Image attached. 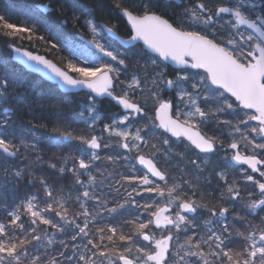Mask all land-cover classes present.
I'll use <instances>...</instances> for the list:
<instances>
[{
	"label": "flooded vegetation",
	"instance_id": "obj_1",
	"mask_svg": "<svg viewBox=\"0 0 264 264\" xmlns=\"http://www.w3.org/2000/svg\"><path fill=\"white\" fill-rule=\"evenodd\" d=\"M127 1L130 5L136 2L135 0ZM148 1L158 3L157 6L151 7L154 10L158 8V12L154 11V13L166 20L174 29L188 35L206 38L223 48L243 68H252L249 74V79L252 83L260 80L261 85H264V0ZM220 8L231 9L237 12L239 17L230 13L218 12ZM118 10H116L115 14L117 17L114 15L111 20L115 26L114 30L122 37H129L130 32L126 22ZM127 10L132 12L130 9ZM241 17L244 22H251V24L238 23L237 21ZM99 32L103 34L102 29ZM100 37L107 44L113 43L114 56L111 59V63L116 65L114 63L119 62L123 71L126 72V76H124L127 80L134 78L135 75L131 74L133 71L132 63L136 55L141 53L148 67L158 64L162 68V72L159 71L161 72L162 81L167 83L166 81L169 80L173 82L174 86L176 83L182 82L183 86H185V91L191 98L197 93L191 87L193 84L201 86L204 81L207 80L208 82L206 74L200 70L171 69L161 64L157 59L147 55L140 46L122 48L115 42L110 41L104 34ZM66 47L54 49L52 46L45 47L43 45L40 49L41 51L36 53L52 61L57 60L58 63L56 62V64L71 74L67 70L66 65H70L69 60H71L72 56H70L71 53L69 52L70 47ZM8 57L10 58L11 54ZM72 61L74 64L78 63V66L85 65L84 61ZM253 65L257 69L253 68ZM15 70L19 75L25 72L23 69L15 68ZM3 74L6 76L5 71ZM31 75V80L22 81V83H31L35 87L40 85L54 86L34 74ZM114 75L116 74L114 73ZM198 78L203 80L198 82ZM3 85L5 86V82H3ZM186 85H190L191 89H188ZM119 86L120 88L122 87V85ZM173 91L174 89L169 92L166 89H162L159 98L169 102L172 105V114L176 116L175 118L182 124L198 130L213 145V150L211 152L202 151L198 146L193 147L184 138L173 139L160 130L166 137L163 144L166 149L163 153L166 157L168 156L170 161L174 159L176 163V174L173 177L175 183L172 186V183H165L164 180L162 185L157 184L159 182L138 170V175L142 179L145 177L143 181L138 183V186L149 187L153 183L152 192L144 196L140 194L139 200H143L147 209L152 207L154 211L160 207L167 206L169 208L168 217L174 224L170 227L156 228L153 221L151 223H147V221L138 222V225L144 226L142 234L149 236V240H143L140 236L141 243L147 248L148 252L140 253L139 250L141 248H137L136 251L138 252L134 255L133 249L130 248L129 253L130 258L134 262L133 264H155L148 262V257L155 254L157 242L167 236L170 237V247L164 263L172 259L176 261V264H264V102H256L252 109L247 110L241 108L231 98V100L225 101L223 109H215L213 102L210 101L208 108L201 107L204 111L200 110L197 117L185 119L182 113L179 112L178 104L174 99L175 95L172 94ZM79 96L77 94H61L57 97L64 100L86 98L84 95ZM123 96L126 97L127 95ZM137 96V93L132 95L135 98ZM52 98L53 96H50V99ZM90 106H95L96 108L85 109L79 111L78 114L85 116L84 122L89 127L90 125L94 126V123L99 124L93 133L92 131L90 133L92 134L91 138L97 136L100 144L99 156L94 158L96 165L102 166V156L107 152H104L106 147L107 150L111 149L108 163L121 162L122 157L112 151L117 150L118 146H120L122 147L120 151H123V153L130 152L129 144L131 142L127 143L124 141L122 136L115 138L114 135L105 134L103 132L105 123L102 117L112 118L115 115L120 116L122 112L119 110L117 112L102 110L99 103L94 102ZM69 112L66 111L65 114L69 115ZM150 113L155 117L154 110L152 112L148 111L146 116L150 117ZM87 114L92 116L86 117ZM122 114L133 118L129 120L128 124H131L132 128L136 129V132L140 130L144 133L143 127L146 117L138 120L139 114ZM93 118L99 119L94 121ZM257 119L259 121H256ZM118 138L121 141H118ZM138 144L142 145V147L149 146V148H151V145L153 147L159 146V144L155 145L154 140L149 136L139 138ZM71 145L72 143H69L66 147V149L70 150L67 152L70 158L65 173L69 196L75 192L72 180L76 178L75 172L77 170L83 168L95 170L97 173L96 182L100 171L97 170L94 164L90 163L85 150L77 145ZM168 146H171L170 151L167 149ZM136 154L141 153L137 152ZM128 157L131 158V156ZM242 157L246 159L247 164L245 162L244 164L236 163ZM126 160L130 163L133 158ZM155 162L160 168V162L158 160H155ZM80 164L83 167H79ZM108 167H110L109 164ZM184 169L188 170V177L184 174ZM160 170L166 177L165 169L163 171L160 168ZM136 175L137 171L133 170V176ZM76 181L80 185L77 189L81 190L83 188L81 180L76 178ZM49 185H52V183L50 182ZM168 187H172L174 190L176 204L173 206L169 205L167 201L168 193H170V197L173 193L168 191ZM57 192L59 193L58 190ZM87 192H89V196L87 195L89 199L90 195H95L96 188L93 187ZM84 197H86L85 194ZM186 197L188 199H185ZM93 201L94 203L91 206L95 208L97 199L94 198ZM183 203L189 204L188 207H183L185 210H182ZM79 204L81 205V201H79ZM187 209L190 212L186 211ZM175 225L178 227L175 228ZM174 243H176L177 248H175ZM136 244L140 245V241L138 242L137 239L133 245ZM148 246L151 248H148ZM180 247L186 249L179 250Z\"/></svg>",
	"mask_w": 264,
	"mask_h": 264
},
{
	"label": "trees",
	"instance_id": "obj_2",
	"mask_svg": "<svg viewBox=\"0 0 264 264\" xmlns=\"http://www.w3.org/2000/svg\"><path fill=\"white\" fill-rule=\"evenodd\" d=\"M47 1L0 0V137L3 144L16 153L14 159L0 153V264H119L117 258L108 260L104 250L111 244L123 242L117 238L122 235V229L107 225L140 222L154 209H143L146 205H141L136 194L141 187L135 178L128 180V168L124 172H112L114 163H108L111 172L105 164L106 171L98 173L94 185L95 208L82 206L85 197L77 189L80 187L77 183L73 182L75 192L68 195L65 173L70 150L61 139L66 132H61L57 126L62 125L63 117L66 126H75L77 124H73L70 118H76L79 128L75 132L91 136L92 130L84 122L85 116L78 114L88 107V100L81 97L83 94L79 97L84 99L64 100L57 97L61 94L54 86L35 87L31 83H22L31 80L32 75L15 72L6 45L38 52L43 45L57 49L65 47V43L67 46L79 43L75 35L80 34L95 39L114 55L112 44L100 37L94 38L89 26L100 31L98 24L102 23L115 29L111 20L116 10L127 8L142 15L158 3L135 0V4L130 5L127 0H50L53 12L42 16L34 10V5ZM156 9L153 10L158 12ZM84 60L95 65L108 63L98 55ZM145 62L141 53L133 60L132 74L141 87V96L137 92L138 96L133 98L155 103L165 84L161 80L162 68L161 72L147 76L149 67ZM119 79L116 78V86ZM120 91L119 86L115 87V94L121 95ZM98 103L102 110L118 111L108 100ZM4 109L11 110V113H2ZM66 111H70L69 116ZM102 118L105 122L106 118ZM74 145L77 144L71 146ZM81 149L87 152L84 147ZM112 152L118 153L117 150ZM130 165L138 170L134 160ZM126 193L130 196L124 206L121 199L122 195L127 196ZM34 224L36 228L31 226ZM116 230L119 236L111 239V232ZM92 243L98 251L90 250ZM125 255L130 256V253Z\"/></svg>",
	"mask_w": 264,
	"mask_h": 264
},
{
	"label": "water",
	"instance_id": "obj_3",
	"mask_svg": "<svg viewBox=\"0 0 264 264\" xmlns=\"http://www.w3.org/2000/svg\"><path fill=\"white\" fill-rule=\"evenodd\" d=\"M36 9L42 14L52 12V8L48 4L37 5ZM220 11L223 12V10ZM224 12H226V10H224ZM121 14L132 31V35L128 39L121 38L112 29L103 26L105 33L117 41L120 46L129 47L136 43L142 44L145 50L157 55L162 61L175 68L190 66L189 64H184L183 61V57L189 55L196 63L192 68H202L206 70L215 86L232 93L233 96L241 102L243 100L258 101L254 96V88L248 86L246 89L245 87L243 81L245 76L244 70H242L223 50L209 42L207 43V41L203 39L185 36L171 28L165 21L155 16L138 18L127 11H121ZM149 19L151 20V25H148ZM81 40L87 44L89 48L100 53L103 57L108 59L111 58L109 54L103 52L94 42L85 38H81ZM9 49L12 52V60L15 63L23 67L26 71L35 73L44 80L56 85L63 93L87 91L91 92L98 99H109L119 107L122 112L137 113L139 110L137 106L131 105L125 99L117 98L110 93L109 90L112 88L113 80L108 71H104L88 81L74 80L58 66L50 61H46L43 57H38L27 50L18 49L13 46H9ZM262 89L264 90V87H262ZM156 120L158 125L171 136H184L193 146H196L197 138L200 137L199 134L194 131L185 130V128L180 126L175 120L171 119L170 109L163 103L156 109ZM64 140H69V138L65 137ZM87 147L97 150L99 145L93 138ZM0 150L7 157L13 158L15 156L14 153L3 146H0ZM137 164L150 176L157 179L163 178L151 160L138 157ZM185 206L186 205L183 207ZM166 211L167 208L163 207L154 216L153 222L157 228L171 224L165 216ZM142 238L148 239L145 235H143ZM167 247V240L160 242L157 246V252L149 256L148 261L155 264H162V261L166 257ZM119 262L120 264H133L129 258L124 256L119 258Z\"/></svg>",
	"mask_w": 264,
	"mask_h": 264
},
{
	"label": "rangeland",
	"instance_id": "obj_4",
	"mask_svg": "<svg viewBox=\"0 0 264 264\" xmlns=\"http://www.w3.org/2000/svg\"><path fill=\"white\" fill-rule=\"evenodd\" d=\"M89 28L93 32V33H91L92 36L94 38H96V39H99V37L101 36L99 31L98 30L94 31L92 26H89ZM64 46H65V48H67L66 47L67 46L66 43L64 44ZM71 50L83 52L84 58L89 57L88 55L90 54L79 43H76V44L75 43H70V51ZM66 51H68V50H66ZM70 56H74V55L70 54ZM74 57H76V56H74ZM72 60H77V59L72 57L71 60H69L70 65L67 64L66 66L68 68L67 70H69V72L72 75H74L76 78L89 79L92 76L98 74L102 70L112 69V68H108V67H110L109 65H100V66L96 65L95 67H90V68L86 64L78 66V63L74 64ZM111 72H112L113 78H115V77L118 78L116 75H114L113 71H111ZM116 78H115V80H116ZM124 80L126 81V83L124 85H122V87H121L122 88L121 94L132 96L133 93H137L138 92L140 94V96H141L140 83L138 82V80H137V78L135 76H134L133 79L131 78L130 80H127V79H124ZM202 80L203 79L198 78V82H201ZM127 81H129V82H127ZM116 82H118V81H116ZM184 87L185 86H183L182 82H179V84L176 83L175 86H174V91L172 92V94L175 95L174 99H175V101L178 104L179 112L182 113V115H183V117L185 119L197 117L199 112H200V110H202L201 107L204 106V105H207L206 107L208 108V103L210 101L213 102V107H217L219 99H221V100L222 99H226L225 97H223V95L221 93L214 91L212 89V87L210 86V84L207 82V80L204 81L201 86H198L196 84H193L191 86L197 92L193 96V98H191L190 95L185 91ZM186 87L188 89H191L190 85H186ZM163 89H166V84H164ZM142 97H144V96H142ZM157 104L158 103H156V102L155 103H149L150 112H152L156 108ZM218 107L223 109L224 108V104L218 105ZM202 111H204V110H202ZM67 116H69V115H67ZM91 116L92 115H90V114L86 115V117H91ZM173 116L176 117L174 114H173ZM144 117H146V119H144L145 120L144 127H143L144 133H142L140 130H139V132H136L135 131L136 129H133L131 124H128L129 120H131L133 118L124 116L122 113H121L120 116L115 115L112 118H106L105 119L104 128L106 129V134L114 135L115 138L119 137V136L120 137L122 136V139L124 141H126L127 143L131 142V144H129L130 152H127V153H121L120 150H122V147L118 146L117 151H118V154L122 157V161L121 162L118 161V162L114 163V166L112 167V172H114V173H116L117 171L118 172H120V171L124 172L128 168V171L130 173V177H128V180H130V178H135L137 183H140L141 181H143L145 179V177L142 179V177L140 175H138V170H136L137 171V175L133 176V170H135V168H134V166L131 167L130 164L133 162V160H134V163H135V158L138 156L136 154L137 152L144 151V152L148 153L149 157H151V158H153L155 160H158L160 162V168L163 171L165 169L164 173L166 174V177L163 180H165V183L166 182L168 184L172 183V186H173V184L175 183L173 177H175V174H176V163L171 164L170 159H168V156L166 157V155L163 153V151L166 149L165 145H163L164 144V138H166V137L157 128V125H156V122H155V117L151 113H150V117H148L146 115ZM144 117H140L139 116L138 120H140V118H144ZM93 119H94V121H98L99 118H93ZM70 120L73 122V124H77V125H75V126H68L67 125L66 126L65 125L66 118L63 117L62 118V125H58L57 124L58 125L57 129H59L61 132L65 131L66 132L65 133L66 136H70L71 138L74 137L75 138V142L79 141V142H76V144H77V146L79 148H82V147L85 148V146L90 141L91 136L87 137L84 134L82 136L81 133L75 132V131H77V128H79V126H78L79 123L76 122V118H70ZM98 125L99 124L94 123V126L90 125L91 128L89 126H88V128L92 129V133H93L94 129H96V127ZM70 129H72V130H70ZM160 135H161V137H160ZM145 136L151 137L154 140L155 145L159 144V146L153 147L151 145V148H149V146L142 147V145L138 144V139L139 138L141 139L142 137H145ZM118 141H121V140L118 138ZM162 147H164V148L162 149ZM167 149H169V151H170L171 150V146H168ZM110 150L111 149L107 150V147L104 150V152L105 151H107V152L102 156V161H103L102 162V166L101 165L97 166L96 165L97 163H95V161H94V158L96 156H99V153H100L99 151L97 152L96 150H94V151L87 150V152H86L88 157H89L90 163L94 164V166L97 168V170L101 171V174H102V171L105 170V168H104L105 164L107 165L108 161L110 159V156H111ZM161 150H162V152H161ZM127 155L131 156V158H133V160L130 163L127 162V160H126V159L131 160V158H129ZM166 161H167V163H166ZM122 165H123V167H122ZM157 166L159 168L158 164H157ZM79 167H83V165L80 164ZM107 169H109L108 165H107ZM109 171L111 172V169H109ZM106 174H108V173H106ZM184 174L188 177L189 176L188 170L184 169ZM117 177H119V176H117ZM111 178H113V176ZM106 180H108V179L106 178ZM72 182L77 183L76 178H73ZM152 184L153 183H151V185L149 187L148 186H146V187L143 186V187L139 188L138 192H136V194H138V195L143 194V196H144L145 194H147L149 192L151 193L152 190H153ZM157 184L162 185V182L161 183H157ZM79 191L82 194L86 195V197L84 198L83 205L85 207H90L92 205V203H94V201H93L94 195L93 196L90 195V198L88 199L87 195H88L89 192H87L84 188H81V190H79ZM168 191H172L173 192L174 190H173L172 187H170V188L168 187ZM129 196L130 195H128V194H127V196L122 195L121 205H124V206L127 205L126 202H127V199H128ZM185 199H188V197H186ZM175 200H176V198L174 196V192L172 193L171 197H170V193H168V198H167L168 204L173 206L174 204H176ZM140 203H141V205H145V203H143V200L140 201ZM82 209H83V211H87L84 208H82ZM143 209L147 210L146 206H144ZM126 211H130V209L126 208ZM156 211H154V212H156ZM144 212L146 213L147 211H144ZM154 212L152 214H150V216L147 215L144 220L141 219L140 221H144V222L147 221V223H151L152 216H153ZM147 214H148V212H147ZM31 226L33 228L34 227L36 228V224L31 225ZM107 226H112V227L120 226L119 228L122 229V232H121L122 235L120 237H117L119 235H117V230H116V231H112L111 232L110 237H111V239H115L117 237L118 240L120 242L123 241L122 243L124 244V246L122 247V245H121L122 243L118 244L116 242L115 245L111 244V246L108 249L104 250L105 254L107 255V259L108 260H111L113 258H117L118 259L120 256H126L125 254L129 253L130 248L133 249L132 251L134 252V255L138 252V251H136L137 248H141L139 250L140 253H147L148 252L147 248L141 243V240H140V236H141V234L143 232L144 226L138 225V221H134V222L131 221V222L123 223V224L122 223H118V224L110 223V225H107ZM174 227L177 228L178 226L175 225ZM136 239L138 240V242L140 241V245H137V244L133 245L134 241ZM94 245H95V243H92V246L90 247V250H93V251L96 252L98 250L94 249ZM174 246H175V248H177L176 243H174ZM148 248H151V247L148 246ZM185 249L186 248H184V247H180L179 250H185ZM179 250H177V251H179ZM170 260L171 261H167V263H164V264H176V261H173L172 259H170Z\"/></svg>",
	"mask_w": 264,
	"mask_h": 264
},
{
	"label": "bare ground",
	"instance_id": "obj_5",
	"mask_svg": "<svg viewBox=\"0 0 264 264\" xmlns=\"http://www.w3.org/2000/svg\"><path fill=\"white\" fill-rule=\"evenodd\" d=\"M118 11H119V14L122 15L121 11H128V10L127 9H119ZM153 13H154V10L149 9L146 14L139 16L138 18L150 17V16H152ZM151 24H152L151 20L149 19L148 25H151ZM126 26L130 32V35H131L132 31H131L129 25L127 24V22H126ZM115 62H116V60H115ZM114 64H116V65H113L111 63V61L109 63H105V65L110 66L108 68H112V69H108V71H110V72L113 71V73H115L117 75V77L120 78L117 86L124 85L126 83L124 80V79H126V77L124 76L126 74V72L123 71L121 65H119V62H116ZM159 71H161V68L159 67V65L153 64L149 67V72H148L147 76L150 74H152V75L156 74ZM123 82H125V83H123ZM252 84L254 86V91H253L254 96L258 99L259 103L264 102V91L261 89L260 84L258 82H253ZM124 99L127 102H129L131 105H135L139 108V116L140 117H144L148 113V111H150V105H149L148 101L144 98H142V99H140V101H138L135 98H133L132 96L127 95ZM2 113H4V112L2 111ZM103 132L106 134L105 128H104ZM105 134H103V135H105ZM94 139L96 141H98L97 136H94ZM96 176H97V173L95 172V170H93L91 168H83V169H79L75 172V177L77 179L81 180V185L83 186V188L86 191L94 187V185L96 184Z\"/></svg>",
	"mask_w": 264,
	"mask_h": 264
}]
</instances>
